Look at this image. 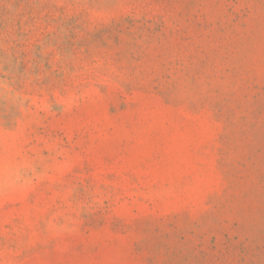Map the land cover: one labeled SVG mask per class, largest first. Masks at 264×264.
I'll list each match as a JSON object with an SVG mask.
<instances>
[{"label":"rangeland","instance_id":"1","mask_svg":"<svg viewBox=\"0 0 264 264\" xmlns=\"http://www.w3.org/2000/svg\"><path fill=\"white\" fill-rule=\"evenodd\" d=\"M0 264H264V0H0Z\"/></svg>","mask_w":264,"mask_h":264}]
</instances>
